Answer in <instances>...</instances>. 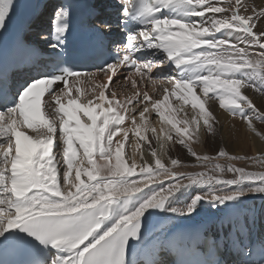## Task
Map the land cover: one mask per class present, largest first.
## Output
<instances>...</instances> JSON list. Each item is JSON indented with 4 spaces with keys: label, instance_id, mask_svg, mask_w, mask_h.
Returning <instances> with one entry per match:
<instances>
[{
    "label": "snow or ice",
    "instance_id": "6c2138e0",
    "mask_svg": "<svg viewBox=\"0 0 264 264\" xmlns=\"http://www.w3.org/2000/svg\"><path fill=\"white\" fill-rule=\"evenodd\" d=\"M16 6L17 0H0V37ZM106 12L92 4L88 15L96 20ZM71 19L68 7L55 9L52 59L48 65L34 64L35 75L13 81L0 67V254L28 255L21 264H138L130 254L147 243L157 212L191 219L206 205L224 216L219 234L205 230L203 235L217 259L202 264H228L220 257L224 251L240 257L239 264H264V242L258 260L249 259L254 246L245 242L255 212L235 214L244 197L264 196V172L225 169L212 162L245 157L229 156L223 148L198 155L192 147L201 129L216 133L210 100L253 132L254 121L264 123V112L242 91L264 96V30H256L264 7L250 8L246 0H121L116 24L125 34L122 42L110 50L105 33L90 29L96 38L91 54L102 61L94 65L96 71L64 66L61 53ZM100 24L112 28L109 19ZM15 44L21 46L19 38ZM164 65L166 72L159 70ZM124 70V83L134 93L121 99L110 89ZM101 75L103 82L97 79ZM149 84L161 98L149 95ZM173 100L190 105L191 117L185 113L177 119ZM152 112L160 119L159 130L151 126ZM38 126L46 135L34 138L23 131ZM128 143L136 150L131 157L125 156ZM169 145L186 149L196 160L191 166L207 171L173 172L180 161L168 155ZM145 151L152 162L145 160ZM161 156H168L167 165ZM225 172L234 178L225 179ZM158 181V187H149ZM193 188L207 190L176 207Z\"/></svg>",
    "mask_w": 264,
    "mask_h": 264
},
{
    "label": "bare ground",
    "instance_id": "6f19581e",
    "mask_svg": "<svg viewBox=\"0 0 264 264\" xmlns=\"http://www.w3.org/2000/svg\"><path fill=\"white\" fill-rule=\"evenodd\" d=\"M248 3L249 7L251 8L252 6L256 7H264V0H246ZM257 31H262L264 30V21H262L258 28L256 29ZM218 35V34H217ZM153 91V89H151ZM244 93L252 99V101L255 103L256 107L260 109L261 112H264V96L260 95L259 93L254 92L252 89H243ZM154 93V92H153ZM122 99L126 96L127 94L121 95ZM161 98V94H160ZM156 99V97H154ZM173 108L175 109V112L179 114V111L182 112V116L177 115V119H182L185 118V113H187V117L190 118L192 115L191 112H186L182 111L181 107L182 102H177L175 100L172 101ZM188 107H191L190 105H187ZM185 107V106H184ZM207 107L212 111L214 116L216 117L218 123L216 124V133L215 135H208L203 129L200 131V140L196 142L197 145L192 146L193 150L198 154V155H215L216 152H218L221 148L224 149L228 153V155L231 156H240V157H245V159L242 160H224L223 164H221L220 160L216 163H220L225 169L229 166L232 165L234 167H240L244 168L246 171H252V172H264V160L262 159H250V158H264V125L258 124V122L254 121V126L256 131L253 132L248 129L247 125L245 127L247 130L250 132V134H247L245 131L246 129L243 127L242 120L239 118H233L232 116L228 115L227 112H225L223 109H220L219 107V102L215 100H210L208 101ZM184 112V113H183ZM153 112L148 114L150 117L152 116ZM189 114V115H188ZM152 120V119H150ZM242 121V122H241ZM151 126L157 128V130L160 129V125H154L152 122ZM244 123V122H243ZM156 124V123H155ZM259 126L262 127V130H259L257 127ZM170 127V126H168ZM245 130H244V129ZM259 133V135H257ZM151 135V133H149ZM195 144V143H194ZM200 144V145H199ZM146 146L142 145V150ZM153 147H156L157 150H159V145L153 141ZM169 153L168 155L171 156L172 158H176L181 162H186V161H192L195 158L188 155L187 150L183 149L180 145H169ZM135 147L131 144L128 143L125 145V156L126 157H131L132 154L135 152ZM256 155V156H254ZM251 156V157H250ZM144 157L145 160L148 162H152L150 153L144 152ZM137 159L138 163H142L139 160V154L136 155L135 157ZM162 161L167 165L168 164V156H161ZM228 161V162H227ZM130 162V161H129ZM215 174V173H214ZM213 174V175H214ZM74 175V174H73ZM224 178L225 179H231L234 178L231 174L225 172L224 173ZM168 181V180H167ZM167 181H163V183H167ZM139 187H142V185H138ZM247 186V185H245ZM149 187H156L150 185ZM195 189V188H194ZM192 189L186 196H190L192 194L200 193L203 191H206V188H197L196 190ZM67 189H65L66 191ZM143 191L148 192V188H143ZM245 203L240 205L238 209L235 210V214L237 217L242 218L245 216L246 213L250 211L257 212L261 208H264V196L260 194H249L248 196L243 198ZM182 201L185 202L184 199ZM182 201H178L175 206L176 207H183L184 205H180ZM188 202V201H187ZM159 212L156 213L155 216L151 218V220L154 222L156 221V218L159 216ZM260 214V213H259ZM168 216V217H167ZM175 217V215L172 214H166L165 217L162 220L163 222V227H168L171 223L174 222H180L183 221L184 219L188 221L192 220H203L204 224L209 223V222H219L221 221L222 217L224 216L223 213H216L215 210L208 208L206 205L203 209L200 210V213L198 215H193L191 219L187 218H181L178 217L173 222V219L170 217ZM259 217V216H258ZM258 220V221H257ZM241 219V223H242ZM256 228H263L264 231V211H262L261 217L259 219H256V222L254 225L250 224L249 225V231L248 235L250 237H254L256 234ZM225 232L228 231V229H224Z\"/></svg>",
    "mask_w": 264,
    "mask_h": 264
},
{
    "label": "rangeland",
    "instance_id": "374dc122",
    "mask_svg": "<svg viewBox=\"0 0 264 264\" xmlns=\"http://www.w3.org/2000/svg\"><path fill=\"white\" fill-rule=\"evenodd\" d=\"M151 90V89H150ZM199 90H197V92H198ZM154 92V91H153ZM160 94L161 93H158V92H156V94H155V92H154V97H156V99H159L160 98ZM122 99V98H121ZM181 110L182 111H186V112H191V107H188V106H183V107H181ZM260 110V109H259ZM184 113V112H183ZM189 115V114H188ZM178 116L180 117V116H182V112H180L179 111V114H178ZM234 118V117H233ZM150 119H152V120H150V122H152L154 125H160V119H159V117L156 115V113L155 112H153V114H152V116L150 117ZM242 122V121H241ZM256 122H258V124H260V125H264V123H261V122H259V121H256ZM156 123V124H155ZM242 124H243V127L246 129H244L246 132H247V134H250V132L247 130V128L245 127V123H243L242 122ZM160 126H162V125H160ZM258 128H259V126H257ZM259 130H262V127H260L259 128ZM199 135H200V133H199ZM195 145H197L196 143L195 144H193L192 146H194L195 147ZM200 145V144H199ZM156 148V147H155ZM229 156H231V155H229ZM254 156H256V155H254ZM251 157V156H250ZM224 160H226V159H221L220 160V162H221V164H223V162H224ZM219 161V160H218ZM218 161H213L212 163L213 164H215L216 162H218ZM223 161V162H222ZM228 162V161H227ZM196 164V160L194 159V160H192V161H186V162H181L180 163V166L179 167H176V168H173L172 169V171L173 172H176V173H178V174H195V173H198V172H203V171H207V169L206 168H202V167H199V166H196V167H192L191 165H195ZM220 164V163H219ZM184 165H189L188 167H185ZM224 166V165H223ZM212 174H214V173H212ZM162 179V178H161ZM164 181H167V180H164ZM169 183V181H167V183H165L164 184V186H167V184ZM157 185L159 184V181L156 183ZM153 185V184H152ZM157 185H155L156 187H158ZM61 186L63 187V185H62V178H61ZM142 187H143V185H142ZM194 189V188H193ZM197 188H195L194 190H196ZM197 194V193H196ZM192 196H194V194H192V195H190V196H188V197H186V198H184V200H185V202L184 201H182V200H180V201H182L181 203H180V205L182 206V205H185L186 203H187V201H189L190 199H191V197ZM261 214V213H260Z\"/></svg>",
    "mask_w": 264,
    "mask_h": 264
}]
</instances>
